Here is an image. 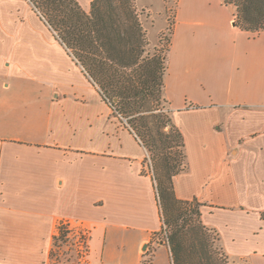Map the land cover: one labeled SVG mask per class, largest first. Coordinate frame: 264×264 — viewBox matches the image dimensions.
Returning <instances> with one entry per match:
<instances>
[{
    "label": "crops",
    "instance_id": "1",
    "mask_svg": "<svg viewBox=\"0 0 264 264\" xmlns=\"http://www.w3.org/2000/svg\"><path fill=\"white\" fill-rule=\"evenodd\" d=\"M87 13L92 0H76ZM164 97L187 167L179 200L225 254L264 264V31L221 0H176ZM148 153L27 0H0V264L51 260L60 225L87 236L77 264H162L169 249Z\"/></svg>",
    "mask_w": 264,
    "mask_h": 264
},
{
    "label": "trees",
    "instance_id": "2",
    "mask_svg": "<svg viewBox=\"0 0 264 264\" xmlns=\"http://www.w3.org/2000/svg\"><path fill=\"white\" fill-rule=\"evenodd\" d=\"M27 1L149 154L162 222L159 234L171 264H249L229 261L218 233L201 222L204 204L175 195L173 178L187 163L183 135L164 97L170 32L166 53L147 54L135 0H92L87 13L76 0ZM229 4L235 8V27L251 34L264 31V0ZM260 218L264 221V212ZM64 237L60 225L53 242Z\"/></svg>",
    "mask_w": 264,
    "mask_h": 264
},
{
    "label": "rangeland",
    "instance_id": "3",
    "mask_svg": "<svg viewBox=\"0 0 264 264\" xmlns=\"http://www.w3.org/2000/svg\"><path fill=\"white\" fill-rule=\"evenodd\" d=\"M227 7L235 13V8L229 4L231 0H224ZM176 0H135L139 22L143 29L144 50L147 54L166 53L168 49L169 33L174 17ZM149 155V154H148ZM147 167H150V156H148ZM187 163V162H186ZM65 237L56 240L51 251V260L54 262L80 263L81 257L86 250L87 236L81 230H73L68 225H63ZM159 261L162 264H169L164 248L158 253ZM230 262H239L238 259L229 257Z\"/></svg>",
    "mask_w": 264,
    "mask_h": 264
},
{
    "label": "built area",
    "instance_id": "4",
    "mask_svg": "<svg viewBox=\"0 0 264 264\" xmlns=\"http://www.w3.org/2000/svg\"><path fill=\"white\" fill-rule=\"evenodd\" d=\"M235 18V17H234ZM86 248V247H85ZM86 252H87V249L85 250V252L83 253V256L81 257V260L82 261H85L84 259H85V257H86Z\"/></svg>",
    "mask_w": 264,
    "mask_h": 264
}]
</instances>
